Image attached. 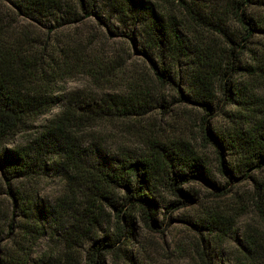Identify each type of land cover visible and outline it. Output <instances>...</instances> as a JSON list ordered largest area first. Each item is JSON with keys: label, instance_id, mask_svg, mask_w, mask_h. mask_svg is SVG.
<instances>
[{"label": "rangeland", "instance_id": "1", "mask_svg": "<svg viewBox=\"0 0 264 264\" xmlns=\"http://www.w3.org/2000/svg\"><path fill=\"white\" fill-rule=\"evenodd\" d=\"M64 1L77 6L76 0ZM148 1L165 17L178 20L187 56L177 61L165 60L177 86L156 79L148 59L138 52L144 48L155 63L158 61L156 53L140 37L141 28L115 15L107 0H88V11L93 15L82 16L80 22L63 28L54 29L56 23L51 18L37 23L19 18L23 28L49 43L54 56L70 45L81 51L57 61L53 87L59 98L56 104L1 142L0 148L34 147L32 142L41 128L53 118L62 117L66 102L78 96L99 102L105 94L127 97L133 93L132 88L143 94L148 92L141 114L86 122L73 120L69 144L83 154L81 159L91 167L99 160L110 164L126 156H141L155 141L175 147L182 144L203 160L205 174L213 185L191 179L182 183L183 193L178 197L166 187L157 186L156 224L146 222L142 212L124 208L132 213L133 235L118 243V250H99L100 264H195L203 249L216 258L217 264H239L245 236L264 233V165L245 172L237 163L241 160L239 155L224 147L218 149L215 142L204 138V129L228 135L241 127L248 128V116L237 119L243 107L225 98L220 82L212 87L209 111L184 101L179 91L191 95L189 65L199 60L208 62L211 67L206 70L211 72L223 62L245 68L255 67L258 59H264V32L252 30L248 35L244 18L243 23L234 14L256 18L263 16L264 8L253 0L249 7L242 5L237 10L232 0H185L201 17L194 20L176 1ZM5 6L9 13L12 6ZM233 49L237 55L234 58ZM235 71L229 80L242 89L250 87L249 94L264 109V81L253 79L243 69ZM217 150L229 171L220 170ZM42 161L44 165L37 175L7 183L0 173V264H85L93 243L121 234L123 222H118L115 211L104 203L99 221L90 226L87 216L92 213L85 211L84 200L77 197V193L86 192L87 186L78 178L68 179L71 171L62 155L47 153ZM8 187L19 196L44 202L48 208L57 209L65 201L72 209H55L62 217L44 224L43 234L30 233L25 228L30 223L14 208ZM113 194L114 200L120 202L122 193ZM185 195L189 198L183 199ZM214 214L225 223L219 232L209 229Z\"/></svg>", "mask_w": 264, "mask_h": 264}, {"label": "trees", "instance_id": "2", "mask_svg": "<svg viewBox=\"0 0 264 264\" xmlns=\"http://www.w3.org/2000/svg\"><path fill=\"white\" fill-rule=\"evenodd\" d=\"M107 1L115 15L141 28L140 37L145 40L148 48L156 53L158 61L155 63L144 48L138 52L148 59L156 79L160 83L177 86L175 76L166 68L165 62L166 59L177 61L187 56V48L176 17H165L148 0ZM170 1H176L183 6L186 13L194 20L201 19L187 1ZM253 1L259 2V6L264 8V0ZM6 3L12 6L9 13ZM76 3L77 6L64 0H0V143L56 104L59 98L54 95L53 87L58 74L57 61L81 51L70 45L67 50L61 49L56 52L58 55L54 56V52L48 47L49 43L43 42L40 37L23 28L19 18L34 23L40 22L43 18H51L56 23L54 29L71 26L80 22L82 16L93 15L88 11L90 5L88 0H76ZM232 3L237 10L242 5L249 7L250 4L252 5V0H232ZM234 14L242 22L244 18L248 35L252 30L264 32V13L263 16L256 18L246 17L245 14L240 16L238 13ZM129 39L133 41L131 37ZM230 42L232 45L233 40ZM232 56L233 58L237 56L235 49L232 50ZM209 67L211 66L208 62L202 63L200 60L189 65L191 95H185L180 91L179 95L184 101L197 103L204 110L209 111L213 100L212 87L220 82L225 98L243 107L237 119L245 120L248 116L246 122L248 128L241 127L225 135L213 134L208 127H205L204 138L209 142H215L218 149L224 147L238 154L241 160L237 163L245 172L263 166V106L255 101L252 94H249L250 87L244 86V89L237 87L228 77H232L236 69H243L253 79L264 81V59H258L255 67L241 68L234 66V63L223 62L208 72L206 69ZM132 89L133 93L127 97L105 94L99 102L79 96L72 101L66 100V109L61 112L62 117L53 118L41 128L32 142L34 147L11 150L0 148V173L7 183L9 180L23 176L37 175L44 165L42 156L45 157L47 153L60 154L68 164L67 169L71 171V177L67 176L68 179L78 178L82 185L87 186L86 192L77 193V197L84 200L85 211L92 213L91 217L87 216L88 224L94 227L99 221L100 206L104 203H109L115 211L117 221L123 222L121 234L114 238L104 237L95 241L85 264H100L99 250H118L120 247H117V244L129 240L133 235L130 234V228L133 226L132 213L123 211L124 208L140 211L146 222L156 224L159 203L154 197V189L157 186L166 187L178 197L183 193L180 188L182 183L191 179L212 184L205 174L203 160L182 144L175 147L155 141L150 145L149 151L141 156H126L110 164L99 160L93 167L81 159L83 154L69 144L70 130L74 127L73 120L86 122L90 119L127 117L143 113L147 101L145 96L148 92L143 94L141 90ZM217 153L220 170L229 171L218 150ZM113 192L122 193L120 202L114 200ZM8 193L14 208L18 209L25 221L30 223L25 227L30 233L43 234L44 224L53 223L59 216L62 217L61 213L56 214L57 211L60 212L65 207L67 210L72 209L69 204V206L65 205V201H61L57 209L48 208L44 202L19 196V193L12 191L10 187ZM185 198L186 195L183 199ZM210 225L211 232H219L220 227L225 223L222 217L214 214L210 217ZM73 230H77L75 225ZM84 234L86 235V232ZM240 246L239 264H264V233L245 236ZM195 264H217V261L203 249L196 257Z\"/></svg>", "mask_w": 264, "mask_h": 264}]
</instances>
